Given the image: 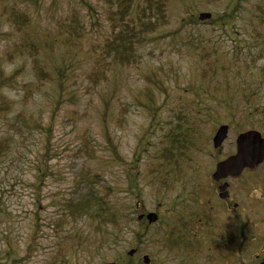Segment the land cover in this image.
<instances>
[{
    "label": "rangeland",
    "instance_id": "1",
    "mask_svg": "<svg viewBox=\"0 0 264 264\" xmlns=\"http://www.w3.org/2000/svg\"><path fill=\"white\" fill-rule=\"evenodd\" d=\"M139 1L141 4L144 2ZM232 1L234 2L223 0L218 4L216 1L212 4L203 0H168L169 22L151 35L153 40L139 47L138 51L142 56L140 64L137 67H116L110 72L106 82L91 88L85 74L91 66L93 52L97 51L95 46L102 43L109 32L101 1L0 0V8L5 4H12L28 12L32 18L30 33L35 38L52 44V55L43 51L41 58L49 69L60 67L64 87V103L54 117L50 140L53 157L46 169V177L39 188H35V169L45 144L43 134L35 126L45 125L49 121L52 104L57 99L56 85L47 83L37 90L26 60H15L13 63L6 61L5 50L10 48L15 35L0 18V32L7 34L0 36V71L8 74L15 67L22 66L12 88L5 89L2 93L9 108L3 111L0 109V139L8 134L4 116L12 119L22 112L28 118L29 128L32 126L23 139L13 135L9 151L0 156V205L3 210L0 213V264H52L49 262L53 261L51 255L63 234L57 235L51 222L59 214V202L67 196L82 167H90L100 173L102 192L108 193V197L120 204L133 199L126 190L124 173L126 168L132 167L140 187L138 212H156L159 219L161 217L141 238L139 250L133 255L131 264H136L143 255L149 256L151 264H185L187 261L190 264H225L220 258L221 254L217 253L223 247L217 246V251L211 245L212 239L206 235L203 247L195 251L196 254L186 256L182 252L169 255L166 250L153 243L161 233L168 235V228L172 231L173 227L177 229L181 226L178 219L186 220L184 217L177 218V215L192 209L200 215L202 201L208 202L205 211L213 221L209 230L227 235L230 240L226 243L227 246L235 243L230 239L234 226L229 201L224 203L218 200L216 184L210 176L218 160L234 153V140L242 129L263 131L258 128L262 123L257 117L251 115L246 118L247 111L244 109L241 115L232 112L234 117H231L219 99L222 91L233 94L235 90H240L233 88V81L236 80L251 84V88L256 87V103L260 107L264 105V79L255 73V68L264 65V60H255L254 67L250 66L249 71L245 69V61L251 62L256 54L253 45L259 42L249 21L255 24L251 18L252 13L256 11L257 5L264 8V0H245L243 8L222 28L211 23L210 20L216 13L230 12ZM73 10L79 13L84 35L76 45L67 46L58 42L59 35L61 37L58 24ZM199 13H210L211 18L200 21L197 18ZM195 19L197 23H194ZM199 43L215 47L216 53L211 51V57L212 60L217 58V93L214 86L208 85L203 78L204 61L197 56L199 50L193 49ZM249 51L251 55L247 56ZM228 66L231 67L230 72L226 70ZM222 67L226 69L222 70ZM236 71H240V75L235 77ZM29 82L33 83L34 93L32 97L25 98L23 86ZM210 95H215L217 99ZM236 103L242 104L243 101L241 98L235 99L234 104ZM106 104L109 109L107 128L126 163L123 165L111 159L103 137L101 116ZM121 105H125L128 110L119 123L116 116ZM72 110H78L83 116L73 119ZM181 114L187 116L188 123L193 121L198 125L202 132L201 143L189 153L188 164L184 163L185 178L172 182L175 185L173 190L163 191L148 169H160L156 153L161 147V131L169 123L173 125L178 121L184 122V118L178 120ZM213 117L217 119L215 125ZM253 120H257L258 124L252 128L249 125ZM221 124L229 127L227 138L220 149L215 150L212 148L211 138L216 127ZM85 135L94 149L92 157L78 150L83 146ZM262 135L264 137V133ZM260 167H264V162ZM161 169L165 171L167 167ZM195 186H201L205 193L198 200L199 203L192 201L195 198L192 193L197 192L194 190ZM161 193L165 197L169 196V199L163 200ZM175 201L181 203L176 204ZM185 202H188L189 208L185 206ZM243 217L246 220L249 214ZM79 225L81 229L77 231L87 230L85 224ZM144 227L141 226L143 229ZM135 228H139L137 224L131 227L132 230ZM206 229L208 228L203 225L201 233ZM34 231L37 236L32 240L31 234ZM132 233L124 231L115 240V244L112 242L109 247L102 249H97L95 242L90 250L80 249L74 244L75 249H68L66 253V264H107L115 262L116 258L121 261L122 256L137 243ZM217 243L224 244L223 239L217 237ZM190 244L194 245L195 240L190 239ZM248 255L245 253L241 259H247Z\"/></svg>",
    "mask_w": 264,
    "mask_h": 264
},
{
    "label": "trees",
    "instance_id": "2",
    "mask_svg": "<svg viewBox=\"0 0 264 264\" xmlns=\"http://www.w3.org/2000/svg\"><path fill=\"white\" fill-rule=\"evenodd\" d=\"M99 1H101L102 7L104 8L105 20L108 24L109 32L102 43L95 46L97 51L93 52L94 55L92 57L91 66L85 74V78L91 88H95L106 82L110 72L116 67H137L142 60V56L138 51L139 47L153 40L151 35L169 22L167 15L168 0H144L143 4H141L139 0ZM203 1L212 4H215L217 1L218 4L223 0ZM243 2H245V0H234L233 6L228 14L216 13L215 17L211 19L210 22L221 28L228 25L229 22L232 21L234 15L243 8ZM255 10L256 11L252 13L251 16L255 24L251 22V20L249 24L252 28V32L259 39V42L253 45L256 54L251 58V62L245 61V69L248 71L250 66L254 67L253 64L255 60H264V8L257 5ZM0 18L15 35L10 48L5 50L6 61L13 63L15 60H26L28 62L31 80L36 83L37 90L39 86L47 83H55L56 85L57 99H55L52 104L49 121L45 125L38 124L35 126L38 132L43 134L45 142L43 146L44 151L35 169V182L37 185H34V187L39 188L44 177L47 175L46 169L49 161L53 157L50 140L52 139L54 117L64 103L63 74L60 72L59 66L57 69H49L46 62L41 58L43 51L47 52L48 55H52L53 46L50 42L39 40L30 33L29 27L31 26L32 18L28 12L19 9L15 5L5 4L0 8ZM194 23H197L196 19ZM58 29L61 31V37L59 35L58 42L67 44V46L76 45L84 35V26L76 10H73L66 18L60 20ZM2 35L7 34L0 32V36ZM193 49L196 51L199 50L197 56H200L204 61L202 70L203 78L208 85L214 86L213 89L217 93V86L215 85L217 83V58L212 60L211 57V51L216 53L215 47L199 43L195 45ZM246 54L247 56L251 55L250 51ZM20 68H22V66L15 67L8 74H4V71H0V109L2 111L3 109L9 108V104L5 101L2 93L5 89L12 88L16 77L21 72ZM223 69L226 68L222 67V70ZM255 69L257 70L255 72L256 75L264 79V65ZM226 70L230 72L231 67L228 66ZM237 75H240V71L234 72V76L236 77ZM233 85V88H238L240 90H235L233 94L222 91L219 102L223 104V107L228 111L231 117H234V113L232 114V112L241 115L242 109L247 111L246 118L251 115L257 117L263 124L257 126L258 128H262V133H264V105L260 107L256 103L258 89L256 87L251 88V84L241 83L236 80L233 81ZM23 88V95L25 98L33 96V83H25ZM226 89L227 88H225V90ZM237 93L238 96H236ZM69 95L73 97L72 94L69 93ZM210 96L211 98L216 97L215 95ZM239 98L242 99L243 103L234 104V100ZM127 110L128 108L125 105H121L116 116L117 122L120 123V121L124 119ZM71 113L74 117L73 119L83 116L78 110H72ZM108 114L109 109L106 104L101 116L103 137L107 149L111 154V159L115 163L123 165L126 163L119 154L117 144L107 128ZM181 118H184V122L178 121L173 125L169 123V126L161 131V147L156 153V157L159 160L157 166L160 167V169L157 170L156 167L148 169L149 174L159 185L160 190L163 191L173 190L175 185L172 182L185 178L184 163L188 164L190 161L189 153L201 143L200 139L202 137V132L198 125L193 121L188 123L185 114H181L178 120ZM3 120L7 126L8 134L0 139V156L3 152L9 151V145L13 135H18L23 139L27 132H30V128L32 127L30 126L29 128L30 123L28 118L22 112L16 114L12 119L4 116ZM212 122L214 125L217 124V119L213 117ZM255 124H258L257 120H253L252 124L249 126L253 128ZM242 131H244V129H242ZM82 141L83 146H80L78 149L80 153H84L89 157L94 156V149L89 145L86 135L83 136ZM161 167H167V169L163 171ZM124 173L126 176V190L130 192L133 199H130L129 202H125L124 204H120L118 201L108 197V193L102 192L100 185L102 177L100 173L90 167H82L79 170L67 196H64L62 201L59 202V214L51 222V227L56 234L63 235L55 247V251L51 255L53 261H49L50 263L54 264L55 262H59L61 264H66L68 262L66 253L68 249L72 251L75 249L74 244L76 247L85 250H90L94 242L97 243V249L109 247V244L112 242H114V244L117 242L115 240L118 236L122 235L124 231L133 232V238L137 240V243L133 245L135 250L134 255L138 252V243L141 241V238L145 235L150 225H148L145 220H137V216L141 213L137 210L140 195L138 177L132 172V167L126 168ZM194 190L197 192L192 193L195 195L192 201L196 203L199 199L204 197L205 193L202 191L201 186H195ZM161 198L163 200L166 198L169 199V196L165 197V195L161 193ZM162 199H159V201H162ZM132 201L134 203H132ZM174 203L177 204L181 202L175 201ZM187 204L188 202H185V206L189 208ZM205 205H207V201H202L200 215L193 209L191 211H186L184 214L177 215V218L184 217L186 220L178 219L177 221L181 223V226L177 229L173 227L172 231L168 228L166 230L168 235L161 233L160 237L156 238L153 244H158V246L166 250V253L169 255H176L182 252V254L186 256L190 253L196 254L197 252L195 251H199L201 247H203V239L206 235L209 239H212L210 240L211 245L213 244L215 249H217V237L223 239L224 242V238L227 235L225 236L223 233L217 232L213 233L209 230L213 225V221L211 216L206 213ZM203 207H205V209ZM2 212V205H0V213ZM172 217L175 219L174 213H172ZM159 220H161V217ZM80 223L85 224L87 230L77 231V229H81ZM133 224H137L139 228L137 230L136 228L132 230L131 227ZM203 225L208 229L201 233L200 229H202ZM141 226H145L144 229L141 228ZM71 230L75 232L72 233ZM36 236V231H34L31 234V239L35 240ZM190 239L195 240L194 245L190 244ZM220 254L222 260L231 261L235 258L230 248L229 250L225 248ZM132 259L133 256L124 254L121 261L116 258L113 264H131L133 261ZM151 263L152 261L150 264ZM184 263L190 264V261ZM136 264L142 263L140 260H137Z\"/></svg>",
    "mask_w": 264,
    "mask_h": 264
},
{
    "label": "flooded vegetation",
    "instance_id": "3",
    "mask_svg": "<svg viewBox=\"0 0 264 264\" xmlns=\"http://www.w3.org/2000/svg\"><path fill=\"white\" fill-rule=\"evenodd\" d=\"M261 165L251 171L243 170L227 182L228 198L224 202L229 201L233 216L232 247L238 258L225 263L264 264V167ZM221 183L216 184L217 198ZM247 214L245 220L243 215ZM245 253L249 254L248 258L241 259Z\"/></svg>",
    "mask_w": 264,
    "mask_h": 264
},
{
    "label": "water",
    "instance_id": "4",
    "mask_svg": "<svg viewBox=\"0 0 264 264\" xmlns=\"http://www.w3.org/2000/svg\"><path fill=\"white\" fill-rule=\"evenodd\" d=\"M210 13H200L198 15L199 20H205L210 18ZM228 126L220 125L216 130L212 138V146L217 149L221 146L223 141L227 137ZM236 152L235 154L219 161L215 170L212 173V179L214 181H219L227 177H236L241 171L246 168L248 170H253L260 164L264 157V139L261 134L255 130H248L240 133L236 137ZM227 187L224 183L219 187V197L225 199L227 197V192H223ZM141 217H138L140 219ZM146 219L149 223L156 221L157 217L155 213H148ZM134 251L130 250L128 255H133ZM145 264L149 263V257L143 256L142 258Z\"/></svg>",
    "mask_w": 264,
    "mask_h": 264
}]
</instances>
